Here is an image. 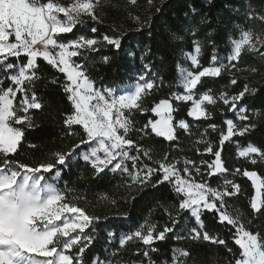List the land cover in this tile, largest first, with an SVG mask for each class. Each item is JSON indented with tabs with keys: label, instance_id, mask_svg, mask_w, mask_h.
I'll return each instance as SVG.
<instances>
[{
	"label": "snow or ice",
	"instance_id": "snow-or-ice-1",
	"mask_svg": "<svg viewBox=\"0 0 264 264\" xmlns=\"http://www.w3.org/2000/svg\"><path fill=\"white\" fill-rule=\"evenodd\" d=\"M99 3L100 0H0V264H155L151 253L159 251L156 243L176 232L182 221L186 227L188 219L196 226L186 227V236L177 235V240L187 238L222 246L230 255L228 264H264V233L252 228L254 220L264 216V179L255 170L229 168L222 157L225 144L233 143L237 157L252 166L264 164V146L251 142L242 146L238 139L257 128L254 119L264 116V112L249 108L248 95H254L256 90L247 85L229 93L226 89L215 92L211 84L205 83V78H220L225 71L234 69L244 53L264 57V31L257 33L237 25L238 38L229 37L230 47L223 57L217 55L215 40L209 39L213 52L205 66L200 61L202 42L196 38L199 28L190 22L184 31L194 37L193 48L184 55L191 67L177 64L182 91L160 98L147 108L144 99L158 86L150 45L142 46L140 70L131 77L130 86L119 90L113 86L98 88L89 74V54L108 49L122 51L127 37L114 31L97 36L96 26L88 29L92 35L82 32L72 39L63 36L74 33L77 25L102 23L96 11ZM195 11L193 8V14ZM245 16L264 23V10L257 14L249 5ZM207 22V17L201 16L199 23ZM178 31L169 30L170 39L182 41L184 36ZM212 35L210 31L208 37ZM127 54L135 57L136 51L132 49ZM110 60L108 55L101 57L104 64ZM41 61L62 74L53 75L49 83L58 86L70 104V110L63 114L66 134L79 135V139L66 150L53 153L49 160L27 164L15 157L26 130L35 127L32 110L43 108L35 91L43 74ZM236 83L235 78L231 79V84ZM181 104H190L188 117L206 124L201 125L203 131L191 149L198 159L174 156L171 148L154 158L151 147L142 143L151 134L163 137L170 145L178 144L181 132L193 135L192 123L174 119ZM218 104L232 114L225 115L222 125L212 120L209 109ZM148 112L158 118H149L137 127L135 114ZM74 126L81 131L77 133ZM209 130L218 134L217 142L205 138ZM132 133H136V139ZM206 155L210 158L205 159ZM74 158L88 165L94 176L107 170L127 177L123 185L125 204H133L145 189L169 185L177 198L175 215L166 207L169 222L162 227L146 218L127 231L109 230L110 243L103 250V258L98 254L89 262L85 255L98 241L100 225L109 218L89 213L76 203L77 197L69 200L67 192L57 186ZM236 177L248 178L255 190L248 201L252 212L249 218L230 204L242 192ZM205 212L212 213L216 222L228 230L226 236L207 230L202 220ZM120 215L130 219V213ZM137 242L144 247L137 248L135 255L143 259H124L123 250ZM172 253L171 264H186L188 251L174 248Z\"/></svg>",
	"mask_w": 264,
	"mask_h": 264
},
{
	"label": "trees",
	"instance_id": "trees-1",
	"mask_svg": "<svg viewBox=\"0 0 264 264\" xmlns=\"http://www.w3.org/2000/svg\"><path fill=\"white\" fill-rule=\"evenodd\" d=\"M249 5L257 14L264 10V0H136L135 3H129L127 0H100L96 9L102 23L93 25L89 21L86 25H77L74 33L63 34L64 38L72 39L74 35L83 34L92 35L89 32L90 26L98 28L97 36L111 34L113 31L124 34L127 39L124 42V50H102L100 53L89 54L91 59L88 61L89 74L95 79V86H115L132 82L137 71L140 70V53L142 46L148 44L151 46V63L154 65L153 75L156 76L157 88L146 96L144 106L150 108L160 98H165L176 90L177 64L180 62V55L183 51H191L193 48L194 37L184 31L185 27L191 22L197 25L199 31L197 37L203 46L200 56L201 64L207 66L212 55L209 39H214L217 50L222 52V48L228 46V37H237V25H244L259 33L264 31V23L259 19L247 20L245 13ZM195 8V14L192 9ZM159 9V11H158ZM187 13V18L186 14ZM201 16L207 17V23L200 24ZM87 20V17H84ZM119 23L121 30L113 28L108 21ZM151 25V27H149ZM169 30L178 31V35H183L184 39L173 41L170 39ZM212 32L211 38L208 33ZM151 33V39H149ZM131 45V48L129 47ZM140 45V48H137ZM135 49V57L129 56L128 51ZM108 55L111 57L110 63L104 64L101 57ZM42 78L36 82L35 91L41 99L43 108L41 110H32L31 115L35 127L27 129L25 139L16 155L15 159L27 164H35L51 159L52 154L66 150L71 144L79 139L77 136H68L63 124V114L70 110V104L67 101L63 91L56 85L49 83L56 73L54 69L41 61ZM235 63V62H234ZM235 78L237 83L231 84V79ZM162 81V83H161ZM206 84H211L215 92L227 90L229 93L241 91L245 85L250 89H255V94L248 95L247 104L250 109H257L264 112V57L256 53H244L236 67L231 71H225L220 78H205ZM190 104L179 105V111L174 113V119L183 118L193 125V135L181 132L178 144H171L163 137H157L155 134L145 138L142 143L150 146L154 158L163 156L171 148L174 156H188L197 158L192 151L193 141L198 138L199 133L206 127L204 122H196L187 116V110ZM212 111V120L217 125H222L226 116L231 117V113L226 111V106H209ZM149 118H155L154 114H135L137 127L142 126ZM257 128L246 137L238 138L239 143L244 146L251 142L256 146H264V116L254 119ZM77 133L81 131L79 126H74ZM136 139V133L131 134ZM206 139L217 142L218 134L209 130ZM37 147L32 148L30 145ZM202 148L203 145H200ZM223 159L229 168L241 167L257 171L258 175L264 179V164L252 166L244 158L237 157L236 146L233 143H226L223 153ZM205 156V159H209ZM127 177L110 172L101 173L94 176L92 169L82 160L73 159L71 164L66 166L63 172V178L58 182V187L67 192V197L71 200L77 197L76 203L88 210L89 213L100 216L102 219L108 217L100 225L101 231L98 233V241L87 251L85 259L91 262L96 255L103 258V250L107 243V232L109 230L119 233L122 229L127 231L132 225L142 223L146 218L151 222L162 227L169 222V217L164 209L167 207L175 215V205L177 198L170 191V186L165 184L158 189L148 188L144 193L137 195L133 204H125L123 196L125 195L124 182ZM241 184L242 192L238 198H232L230 204L240 210L246 218L252 216L251 209L248 206L249 197L253 195L254 188L252 183L246 177H236ZM213 178V184H215ZM107 199H103L104 196ZM112 201H115L113 203ZM231 211V209H229ZM130 213V219L123 218L120 214ZM187 216V214H184ZM203 224L210 233H219L222 236L228 234V230L218 224L210 212H205L202 216ZM187 225L192 226L193 220L188 219ZM185 226V222L177 225L176 232L169 233L168 238L156 243L158 252L151 253L155 264H165L171 262L172 250L180 248L189 252L186 258V264H228L230 255L222 246L203 241H192L190 239L177 240V235H184L178 230ZM253 230H259L264 233V216L254 220ZM230 246L234 247V245ZM140 243L129 244L123 250V258L126 260L143 259L142 255H135L137 248H143Z\"/></svg>",
	"mask_w": 264,
	"mask_h": 264
},
{
	"label": "rangeland",
	"instance_id": "rangeland-1",
	"mask_svg": "<svg viewBox=\"0 0 264 264\" xmlns=\"http://www.w3.org/2000/svg\"><path fill=\"white\" fill-rule=\"evenodd\" d=\"M62 2H65V3H67V2H69V0H62ZM109 23H111L112 24V26H113V28L114 29H116L117 31L118 30H121L120 29V24L119 23H117L116 21H108ZM237 38H238V36H237ZM227 42H228V46H225V47H223L222 48V52H220L219 50H217V55H219L220 57H223L225 54H226V51H227V49L230 47V43H229V37H228V40H227ZM187 52H190V51H183V52H181V55H180V62H179V64L182 66V67H184V68H190L191 67V65H190V61H188V60H186V58H185V53H187ZM177 75H178V77H177V81H176V90H177V92L178 91H182V86H181V80H180V76H179V73H178V70H177ZM132 82H127V83H124V84H119V85H115V86H113V87H115V88H117L118 90L119 89H122V88H124V87H127V86H130V84H131ZM98 88L99 87H109V86H97ZM176 93V92H175ZM190 106V105H189ZM155 118H158V117H155ZM191 118V117H190ZM193 119V118H192ZM236 151H237V149H236ZM47 175V174H46ZM251 182V181H250ZM253 195H255V190H254V193H253ZM196 226V224H195V222L193 221V225L192 226H189L188 227V225L186 226L187 228H191V227H195ZM186 227L184 226L182 229H180V230H178L179 231V233H185L186 234ZM180 249V248H179ZM172 255H173V253H172ZM172 255H171V257H172ZM168 264H171V262L170 263H168Z\"/></svg>",
	"mask_w": 264,
	"mask_h": 264
},
{
	"label": "water",
	"instance_id": "water-1",
	"mask_svg": "<svg viewBox=\"0 0 264 264\" xmlns=\"http://www.w3.org/2000/svg\"><path fill=\"white\" fill-rule=\"evenodd\" d=\"M127 2L132 3L131 0H127Z\"/></svg>",
	"mask_w": 264,
	"mask_h": 264
}]
</instances>
